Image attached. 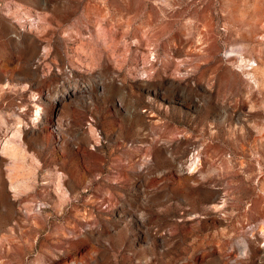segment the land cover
<instances>
[{
    "label": "rangeland",
    "instance_id": "rangeland-1",
    "mask_svg": "<svg viewBox=\"0 0 264 264\" xmlns=\"http://www.w3.org/2000/svg\"><path fill=\"white\" fill-rule=\"evenodd\" d=\"M0 185V264H264V0H0Z\"/></svg>",
    "mask_w": 264,
    "mask_h": 264
},
{
    "label": "bare ground",
    "instance_id": "bare-ground-1",
    "mask_svg": "<svg viewBox=\"0 0 264 264\" xmlns=\"http://www.w3.org/2000/svg\"><path fill=\"white\" fill-rule=\"evenodd\" d=\"M80 88H78L77 86L72 87L71 90H67L65 92V94L62 95H58L57 97H55L54 99L57 100L60 104H62L63 107H65L66 105H68L72 99L74 97H76L75 95L78 93ZM91 85H87L85 86L83 89H81L79 96H83L85 98V102H89V103H93V97L91 94ZM51 95L48 94V97H50ZM60 118V117H59ZM57 128L59 129V131L62 130V126L58 121L57 124ZM16 131H13L12 134L6 138L4 140V144H3V149L6 153H8L11 158L14 161V173L13 175L15 176L14 179H12V183H14L15 185H13L14 189L17 190V186L20 185L19 183V179H21V175L24 174V172H22V170H19V162L21 161V159L23 158V151H22V145L21 143L17 140V134L15 133ZM10 137H13V139H9ZM1 186V185H0ZM2 192V191H1ZM261 232L264 235V227H261Z\"/></svg>",
    "mask_w": 264,
    "mask_h": 264
}]
</instances>
